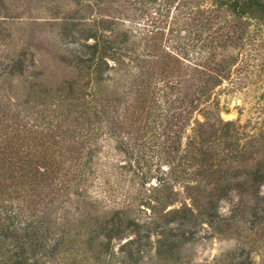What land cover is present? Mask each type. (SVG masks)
I'll return each instance as SVG.
<instances>
[{"label":"rangeland","instance_id":"rangeland-1","mask_svg":"<svg viewBox=\"0 0 264 264\" xmlns=\"http://www.w3.org/2000/svg\"><path fill=\"white\" fill-rule=\"evenodd\" d=\"M234 1L0 0L2 109L24 113L21 98L34 79L55 86L74 76L70 62L95 42L88 35L94 30L129 34L123 55L106 56L109 80L99 84L118 111L123 97L126 107L136 99L141 79L162 85L149 68L151 43L187 64L174 76L180 82L170 109L175 119L169 115L159 127L167 109L153 102L151 126L157 127L149 137L136 129L127 134L126 126L120 140L99 136L86 165L92 168L81 167L88 171L87 187L78 188L79 196H63L46 215V227L55 232L48 245L64 239L39 264H264V219L258 218L264 204L257 207L264 184L259 197L249 186L222 198L215 191L218 169H247L245 157L256 147L264 155V14H240ZM20 57L26 71L10 74ZM161 94L155 89L152 96ZM205 122L214 124L210 143L197 136ZM179 131L173 146L162 143ZM161 177L166 180L159 185Z\"/></svg>","mask_w":264,"mask_h":264},{"label":"trees","instance_id":"trees-1","mask_svg":"<svg viewBox=\"0 0 264 264\" xmlns=\"http://www.w3.org/2000/svg\"><path fill=\"white\" fill-rule=\"evenodd\" d=\"M233 4L241 10L240 14H247L253 9L264 14L259 0H243L241 3L235 0ZM108 30L109 33L101 29V34L98 30L88 34L95 42L86 43V51L71 60L70 65L76 71L71 78H65L55 86L32 80L21 98L24 113L0 107V264H39L41 258L54 254L60 248L63 236L56 238L53 245H48L55 232L46 227V215L52 213L54 205L63 196L70 192L79 196L78 188L87 187V169L93 164L86 165L92 162V147L99 136L112 135L120 140L126 126L127 134L136 129L139 135L149 137L148 130L157 127L151 126L155 121L151 110L153 102L158 103L161 110L167 109V113L159 115V127L173 116L170 109L177 101L176 93L180 89V82L175 81L174 76L187 64L172 49L168 48L167 52L156 43H151L155 58L150 61L149 68H154V73L160 75L158 82L162 85L153 81V77L136 82L135 86L139 85L134 93L137 97L129 107L125 106V97L121 100V95L115 93L113 100H121L120 103L124 104L123 111H118V103L111 104L112 99L99 84L109 80V76H105L110 69L106 56L114 57L110 53L123 55L128 50L130 38L125 31L116 33L113 27H108ZM28 62L33 65L32 59ZM9 67L10 74L21 75L26 71L25 59L20 57ZM155 89L162 93L161 99L158 96L153 98ZM174 92L176 95L171 97ZM94 125L100 127L94 129ZM103 125H110L111 128L103 129ZM213 128V123L199 124L197 136L201 141L210 143ZM179 132L171 133L169 141L164 137L162 143L170 142L173 146L174 141L180 139ZM122 146L119 145V148ZM237 159L242 162L241 158ZM245 159L250 160L247 169L234 172L217 170V198L226 196L231 188L244 192L248 186L252 195L259 197L258 191L264 184L262 149L256 147ZM81 167L87 169L81 170ZM174 167L175 164L171 168L173 171ZM149 172L146 171V177L150 176ZM165 180L161 177L158 184ZM258 201L261 205L257 204V207H261L264 199L261 197ZM260 212L258 218L264 219V207L260 208ZM25 214L26 217H23Z\"/></svg>","mask_w":264,"mask_h":264}]
</instances>
